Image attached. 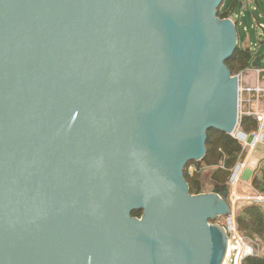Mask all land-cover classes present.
I'll return each mask as SVG.
<instances>
[{
	"label": "water",
	"instance_id": "1",
	"mask_svg": "<svg viewBox=\"0 0 264 264\" xmlns=\"http://www.w3.org/2000/svg\"><path fill=\"white\" fill-rule=\"evenodd\" d=\"M223 2L0 0V264H223L183 178L239 125Z\"/></svg>",
	"mask_w": 264,
	"mask_h": 264
},
{
	"label": "trees",
	"instance_id": "2",
	"mask_svg": "<svg viewBox=\"0 0 264 264\" xmlns=\"http://www.w3.org/2000/svg\"><path fill=\"white\" fill-rule=\"evenodd\" d=\"M233 0L228 8L222 6L217 11V17L227 19L233 10H240L242 4ZM253 54L247 48L239 46L233 55L226 61L225 65L232 75L243 73L250 69ZM254 118L243 116L239 118V129L247 134L256 131ZM206 155L199 162H189L183 170V178L187 184L190 195L202 193V170H209V180L217 187L228 185L231 172L239 163L244 152L241 145L225 133L209 130L206 134ZM195 165V172L188 173V167ZM250 187L257 193L264 195V160L261 161L253 173ZM239 193V187L236 190ZM141 211L132 213L133 217L139 218ZM218 220V219H217ZM211 223H216V221ZM235 225L238 232L247 241L253 243L258 249L255 255L243 260L242 264H264V207L251 204H242L236 208Z\"/></svg>",
	"mask_w": 264,
	"mask_h": 264
},
{
	"label": "built area",
	"instance_id": "3",
	"mask_svg": "<svg viewBox=\"0 0 264 264\" xmlns=\"http://www.w3.org/2000/svg\"><path fill=\"white\" fill-rule=\"evenodd\" d=\"M242 6L246 0H238ZM264 4V0H259ZM256 28L263 31V25L256 24ZM256 75V85L254 88H246L242 83V73L235 75L238 78V112L241 107H244L242 112H239V118L241 116H247L254 118L257 123L256 131L251 135V142H247L249 136L239 131V125L237 129L230 135L233 139L239 142L244 152L242 162L235 165L231 172V176L228 181L229 190V204L230 211L227 216L222 217L221 221L217 224L220 225L227 235V250L223 260V264H242L243 260L255 255L258 249L253 243H250L242 236L235 225L236 205L240 202H244L251 205L264 207V195H261L254 191L250 186L251 194L247 196H240L237 194V185L240 182V175L245 171L243 168L245 161L250 158L251 153L254 151L257 145L264 147V109L260 110V103H264V68L253 69ZM264 85V84H263ZM250 136V137H251ZM247 171V170H246Z\"/></svg>",
	"mask_w": 264,
	"mask_h": 264
},
{
	"label": "rangeland",
	"instance_id": "4",
	"mask_svg": "<svg viewBox=\"0 0 264 264\" xmlns=\"http://www.w3.org/2000/svg\"><path fill=\"white\" fill-rule=\"evenodd\" d=\"M232 2H233V0H224L223 6L225 8H228L229 5ZM262 5H264V4H262ZM262 7H263L262 9H263V14H264V6H262ZM241 14L244 16V19L242 20V22H244V24L248 27V30L249 31H248V33L245 34L244 32H242V28H237V34H238V37H239V44L240 45H243L245 42H248L251 45L255 44L254 45L255 47L251 48V50L253 51V53L255 54V56L261 55L262 53H264V42H263L264 36L262 34L263 32L260 29H256V30L251 29V26H254L256 24V21H255L254 17L252 16V13L249 10H242V13ZM254 16H255V18H257L259 16V13L256 12ZM232 20L234 21V23L236 22L234 15L232 16ZM257 21H258V24L259 25H261L260 23H264V19H262L261 17H260V19H257ZM257 46L259 47L258 50H257ZM262 66L264 67V62H262ZM242 83H243V86L246 87V88L252 89V88L255 87V85H256V75H255V73H254L253 70L249 69V70H246V71H244L242 73ZM263 86L264 85L262 84L261 87H263ZM243 109H244V107H241L240 110H239V112H242ZM263 109H264V103L261 102L260 103V110L262 111ZM241 117H243V116H241ZM256 126H257V123H256ZM239 131L242 132L241 129H239ZM254 132L255 131L246 134L247 136H249V138L247 140L248 143L251 142V140H252V136L251 135ZM261 150L264 152V147L261 146V145H257L256 148L254 149V151L251 153L250 158H248V160L245 161V163L243 162V164H245V166L243 168L244 170L245 169L247 170V168L249 167V165L252 166V160L259 155L258 153ZM241 162H239V163H241ZM257 167H258V165H257ZM256 168H255V170H256ZM245 171H243V173ZM242 174L240 175L241 177H242ZM206 177H207V174H202V178L205 179ZM241 177H240V182L237 185V187H239V193H238V195H240V196H247V195L251 194V189L248 186L250 184H248L249 182H244L241 179ZM251 179H252V177H251ZM251 179H250V181H251ZM242 204H245V203L244 202L238 203L236 205V208H238ZM217 219H216L217 220L216 223L218 221H221L222 217L221 218H217Z\"/></svg>",
	"mask_w": 264,
	"mask_h": 264
},
{
	"label": "crops",
	"instance_id": "5",
	"mask_svg": "<svg viewBox=\"0 0 264 264\" xmlns=\"http://www.w3.org/2000/svg\"><path fill=\"white\" fill-rule=\"evenodd\" d=\"M238 3L240 4V2H238ZM262 4L263 3L261 1H259V0H246V2L243 4L242 8L240 10H238V11L233 10V12L231 13V15L229 16L228 19L232 20V16L234 15L235 21H236L235 22L236 27L237 28H242V32H244L246 34V33H248L249 30H248V27L244 24V22H242V20L244 19V16L241 14L242 10H249L252 13V16L254 17V19L256 21V24H258L257 19H260V17L262 19H264V14H263V9H262L263 8L262 6H264V5H262ZM256 12L259 13V16L257 18H255V16H254ZM260 24L263 25V27H264V23H260ZM255 25L251 26V29H254V30L258 29V28L255 27ZM262 34L264 36V32ZM263 42H264V40H263ZM254 45L255 44L251 45L248 42H245L243 45L239 44V46L249 49V51L253 54V58L255 57V54L253 53L251 48L255 47ZM258 49H259V47L257 46V50ZM251 70H253V69H251ZM262 84H264V83L262 82ZM258 154L259 155L252 160V166L249 165V167L247 168V171H245L242 174L241 179L244 182H249L248 184H250V179H251V177L253 175V172H254L255 168L257 167V165H259V163L261 161L264 160V152L261 150ZM193 172H195V165H191V166L188 167V173L192 174ZM202 174H207V177L205 179L201 178L202 193H206L209 189L211 190L215 185L212 182H210V180H209V170L208 169H203L202 170ZM248 186H250V185H248Z\"/></svg>",
	"mask_w": 264,
	"mask_h": 264
}]
</instances>
